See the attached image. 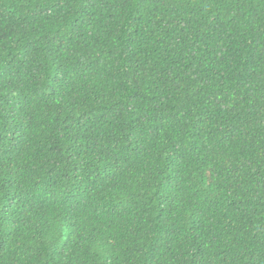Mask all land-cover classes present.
Masks as SVG:
<instances>
[{
  "label": "trees",
  "instance_id": "obj_1",
  "mask_svg": "<svg viewBox=\"0 0 264 264\" xmlns=\"http://www.w3.org/2000/svg\"><path fill=\"white\" fill-rule=\"evenodd\" d=\"M0 264H264V0H0Z\"/></svg>",
  "mask_w": 264,
  "mask_h": 264
}]
</instances>
